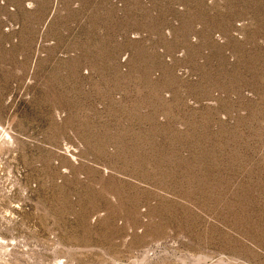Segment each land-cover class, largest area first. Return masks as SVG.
Instances as JSON below:
<instances>
[{
    "label": "rangeland",
    "instance_id": "obj_1",
    "mask_svg": "<svg viewBox=\"0 0 264 264\" xmlns=\"http://www.w3.org/2000/svg\"><path fill=\"white\" fill-rule=\"evenodd\" d=\"M0 264H264V0H0Z\"/></svg>",
    "mask_w": 264,
    "mask_h": 264
}]
</instances>
